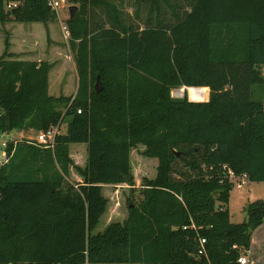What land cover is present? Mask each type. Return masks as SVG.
I'll list each match as a JSON object with an SVG mask.
<instances>
[{"label":"trees","instance_id":"1","mask_svg":"<svg viewBox=\"0 0 264 264\" xmlns=\"http://www.w3.org/2000/svg\"><path fill=\"white\" fill-rule=\"evenodd\" d=\"M66 1L79 7L66 21L75 96L50 95L52 64L14 59L9 42L0 57L1 134L68 123L54 148L9 143L0 264H241L264 225V201L241 224L228 208L242 176L264 182V0H134L133 19L124 0ZM57 19L49 0H0V24ZM139 146L159 163L137 190ZM127 185L128 216L98 232L103 188Z\"/></svg>","mask_w":264,"mask_h":264},{"label":"rangeland","instance_id":"2","mask_svg":"<svg viewBox=\"0 0 264 264\" xmlns=\"http://www.w3.org/2000/svg\"><path fill=\"white\" fill-rule=\"evenodd\" d=\"M61 2L62 8L60 9V13L58 15V19L56 23L53 22L54 25L53 32L54 38L56 40H60L59 44L62 47L63 55L58 57L57 60L52 62L54 69L50 72V87L49 92L50 95L59 97L61 94L71 95L73 96V92L76 86V65L74 61V57L71 53V49L69 46V38L66 37V34L63 30V27L66 26V21L69 18V4L66 0H59ZM126 6L127 13L134 18V14L136 12V8H134V0H124ZM147 9H144L142 12V19L137 21L136 23H141V27L144 28L145 17L147 15ZM59 16L61 19H59ZM62 20L63 22H59ZM61 24V28L59 26ZM58 25V26H57ZM9 42L7 37H4V25L0 24V57L6 51V43ZM66 74L65 78L61 77V74ZM264 74V68H263ZM180 89V88H179ZM176 90L174 89L172 92V96L175 99H184L190 97L189 95L184 97H178L176 95ZM209 90V88H208ZM210 90L208 91V98L204 100V102L209 100ZM68 123H65L59 127V134H65L67 132ZM40 132L36 130L25 131V139L23 140H35ZM18 133H10L6 135L2 140H13L19 139ZM20 141V140H19ZM144 146H139V148L132 153V167L135 175L136 181V189L138 190L143 185V180L145 178L153 179L157 174V166L158 159L156 158H147L142 155V151L144 150ZM71 155L76 162V164L80 166H85L87 160V145L75 144L71 145ZM86 149V150H85ZM177 173L174 177L178 178L180 172H187V168L185 163L178 162L176 165ZM75 173V171H73ZM76 174V173H75ZM130 186H121V187H106L103 188V195L109 200V206L106 214L102 217L100 225L97 229L99 232L101 229L105 227L108 221H122L124 218L128 216V200L132 195V198L138 196L139 193L136 192L135 195L131 193ZM257 201H264V182L263 183H254L248 182L242 185V188H235L231 192L230 202L228 204V208L231 214V220L233 223L241 224L245 223L248 220V207L251 203ZM254 240V249L252 250V254L246 256L248 260L252 264H264V225L259 230L255 232L253 235Z\"/></svg>","mask_w":264,"mask_h":264},{"label":"crops","instance_id":"3","mask_svg":"<svg viewBox=\"0 0 264 264\" xmlns=\"http://www.w3.org/2000/svg\"><path fill=\"white\" fill-rule=\"evenodd\" d=\"M69 7L70 6H68V9ZM59 19H61L60 16ZM59 22L61 23L63 21L60 20ZM54 23H56V21H54ZM60 23L59 26L61 28ZM52 24L53 22L49 23L48 25H44L41 23H16V22H9L4 24V37H7L9 39L10 53L14 56V59L21 61L48 62L52 64V62L57 60L58 57H61L63 55L62 47L59 45L61 41L56 40L54 38L53 35L54 25ZM52 69H54V66ZM65 76H66L65 73L61 74L62 78H65ZM78 80L79 79L77 74L76 86L73 92L74 93L73 96H75L78 91ZM49 87H50V76H49ZM61 95H65V94H61ZM65 96H71V95H65ZM13 133H18L19 139H16L17 141L19 140L21 141L26 138L25 131L16 130L13 131ZM75 179L80 180V178L77 177L76 175H75ZM260 228H258L257 230H259ZM257 230L254 231L253 235ZM253 249H254V240L252 237V246L249 252L250 255L252 254Z\"/></svg>","mask_w":264,"mask_h":264},{"label":"built area","instance_id":"4","mask_svg":"<svg viewBox=\"0 0 264 264\" xmlns=\"http://www.w3.org/2000/svg\"><path fill=\"white\" fill-rule=\"evenodd\" d=\"M49 5L51 6V8L53 10L56 11L57 15H59V11L62 8L61 6V2L59 0H49ZM18 5L16 3H11L9 4V8H15ZM63 30L66 34V37L69 38L70 37V32L67 28V26L63 27ZM81 113V111H80ZM59 127H52L50 128L48 131H42L39 133L38 137L35 140H31L34 141L36 144L41 145V146H45V147H49V148H54L55 146V142H56V137L59 135ZM6 135L2 134L1 138L3 139ZM11 142H18L16 139L13 140H2L0 142V169L2 167H4L5 165H7L12 156L9 154L8 148H9V143ZM232 176H234L233 173H231ZM248 182L247 176H242L236 186L240 189L242 188V185H244L245 183ZM206 243V240H201V244L202 247L204 246V244ZM239 263L241 264H252L250 262V260H248L245 256H242L239 258Z\"/></svg>","mask_w":264,"mask_h":264},{"label":"water","instance_id":"5","mask_svg":"<svg viewBox=\"0 0 264 264\" xmlns=\"http://www.w3.org/2000/svg\"><path fill=\"white\" fill-rule=\"evenodd\" d=\"M79 10V7L78 6H70L69 7V14H70V18H73L75 16V13ZM95 89H96V92H101L102 89H103V86H102V83H101V80H100V77H98V80H97V83H96V86H95ZM202 89V88H200ZM191 102H204V101H193V100H190ZM1 136L2 134L0 133V140H1ZM176 155H179L178 153H176Z\"/></svg>","mask_w":264,"mask_h":264},{"label":"bare ground","instance_id":"6","mask_svg":"<svg viewBox=\"0 0 264 264\" xmlns=\"http://www.w3.org/2000/svg\"><path fill=\"white\" fill-rule=\"evenodd\" d=\"M175 92H176V95L178 97H184L185 96V89L184 88L178 89Z\"/></svg>","mask_w":264,"mask_h":264}]
</instances>
